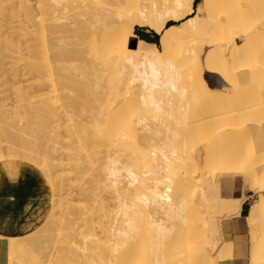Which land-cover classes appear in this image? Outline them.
Here are the masks:
<instances>
[{"label":"bare ground","instance_id":"1","mask_svg":"<svg viewBox=\"0 0 264 264\" xmlns=\"http://www.w3.org/2000/svg\"><path fill=\"white\" fill-rule=\"evenodd\" d=\"M11 1L23 17H9L12 23H28L20 29L29 33L30 62L22 49L27 64L16 57L23 38L18 46L11 37L5 41L12 55L17 51V64L23 62L19 68L31 63L24 89L36 99L30 114L43 127L44 134H35L44 142L29 141L27 126L29 140L18 135L23 128L17 134L0 126V170L15 176L29 166L37 182H49L54 191L42 194L37 185L21 200L37 226L43 223L47 244L32 230L35 238L28 231L26 242L10 238L18 247L25 242L19 249L46 245V264H61L64 249L83 264H218L232 256L233 245L222 239L218 216L237 214L242 204L222 192L220 177L227 176L228 185L241 180L259 194L248 216L250 263L264 264V1L246 4L245 27L240 6L224 0L197 6L194 0ZM0 8L6 20L8 8ZM136 25L159 34V42L138 37L133 45ZM20 31L19 38L27 33ZM181 41L195 48L176 51ZM20 70H1L0 76L9 83ZM206 73L219 76L224 89L211 87ZM15 99L19 110L24 100ZM6 106L1 100L0 111ZM199 109L207 114L193 119ZM28 236L40 240L33 244ZM64 240L68 246L57 248ZM12 249L18 263L9 252V264H29L32 252L21 258L24 253ZM147 253L151 263L144 262Z\"/></svg>","mask_w":264,"mask_h":264},{"label":"rangeland","instance_id":"2","mask_svg":"<svg viewBox=\"0 0 264 264\" xmlns=\"http://www.w3.org/2000/svg\"><path fill=\"white\" fill-rule=\"evenodd\" d=\"M226 3H228V5H230V7L231 8H235V7H239L240 6V9H241V13H243V17H242V27H245V26H247V22H246V18L244 17L245 16V13H246V4H248V3H250V0H224ZM264 1V0H263ZM2 2L3 1H0V6L1 5H6L7 6V8H8V11H9V14H8V17L6 18V20H4V19H2L3 17L1 16L2 15V13H0L1 15V17H0V19H2L0 22V50H1V52H0V54H1V56H0V71L2 70V71H4V70H7L6 72H9V71H13V68L15 69V68H17L18 70L19 69H21L20 70V72H22V75H21V77H18L17 79H15V80H13V78L10 80L11 82H13L14 84H12L10 81H9V83H8V81H5V83H4V80H2L3 78H2V76H0V102H1V100H2V102H4V103H6L7 104V106H6V110L5 111H7V114H6V112L5 111H3V112H5L4 113V116H5V114H6V117H9V118H6V117H4L3 116V112L2 111H0V115L2 114V116H0V121L2 122H0V126H1V128L3 129V126H4V128L7 130L8 129V131H11V132H13V131H15V133H17L18 134V132H19V130H20V132H21V129L23 130L22 131V133H19L18 135L21 137L22 135V137L23 138H25V140H29V138H26L27 136H29L30 137V139L31 140H29V141H33L34 143V145H36V142L38 141V139H36V136H37V134L39 133V134H44V131H42L43 130V127H41V125H40V122L39 121H37L38 120V118H37V116H36V113L33 115V114H30V113H32V112H34L33 111V109H31L30 107H29V105L30 104H32L33 102H35V98L33 97V95H32V93L30 92V91H27L26 92V90H27V88H29L28 86H29V82H25V81H27V79H28V81H31L30 79H31V76L29 77V75H28V73L29 72H27L28 71V69L27 68H29V70H30V65H31V63L29 64V62H30V59H32V56L30 55V53L28 52L29 50H30V48H29V46L27 45V44H25V42L27 41L26 39H28L27 38V36L29 35V33H28V30H27V28L24 30V29H20V28H25V27H21V26H23L24 24L25 25H27V27H28V23H26V22H24V24L22 23V25H20L21 24V22H20V27L18 28V24H17V22H16V18L18 17H20L19 19H21V18H23L22 16H17L18 15V13H17V11L15 12V9H13V8H10L11 6H9L10 4H12V1H11V3H10V0L9 1H4L3 3L4 4H2ZM200 2V0H198V3ZM197 3V4H198ZM202 3H203V0H202ZM14 4V3H13ZM196 4V5H197ZM9 6V7H8ZM13 7V6H12ZM17 8V6H14V8ZM0 10H1V8H0ZM14 11V12H13ZM16 14V15H15ZM12 16H15V17H12ZM9 17H11L12 19L13 18H15L14 20L15 21H13V22H16V23H12V19H10ZM17 18V19H18ZM10 19V20H9ZM8 21H9V23H8ZM19 22V21H18ZM14 25L15 24V26H17V27H15V26H13L12 24ZM174 23H178V22H174ZM11 26H12V29H11ZM136 26H138V25H136ZM136 26H135V28H134V34L131 36V38H130V40H131V43L133 44V40H135V39H138V36H137V34H136ZM14 27L15 28H18L17 30H21V31H27V33L25 32L24 34H22V36L23 37H20L19 38V35L18 34H20L19 33V31H18V33L16 32V29H14ZM140 28H142L141 26H140ZM146 28V27H145ZM4 29V30H3ZM7 29V30H6ZM9 29H11V30H9ZM28 29H29V27H28ZM9 32L8 33V35H9V37H8V35L6 36V38H5V34H7V33H5V32ZM15 31V32H14ZM20 31V32H21ZM4 32V33H3ZM14 32V33H13ZM1 33H3V34H1ZM14 34H15V36H17L18 35V37H14ZM25 34H26V38H25ZM2 35H3V37H2ZM11 37V38H10ZM8 38H10V39H12L13 41L15 40V45H17V44H19V41H21V38H23V42L21 43L22 45H24V47L26 48L27 47V51H26V49H24V47L20 44V48H17L16 47V50L18 51V55H16V57H21V58H23V62H26V64H27V61H24V59H26L27 57H30V58H28V59H26V60H28L29 62H28V65L26 66V64L24 65V67H23V69L22 68H19L20 66L22 67V64H23V62L21 61L20 63H22L20 66L18 65L19 63V60H21L20 58H19V60H18V62L16 61V58H15V53L17 52V51H15L14 52V55H12V51L14 50V49H12V48H10V43L8 42V41H5V39H8ZM14 38V39H13ZM9 39V40H10ZM18 39V40H17ZM24 39H25V42H24ZM16 41H18V43L16 42ZM238 41H241V39L239 40L238 39ZM10 42H12L11 40H10ZM181 42H183V41H181ZM26 43H28L29 44V40H28V42H26ZM179 44H180V42H179ZM1 45H4V46H6V47H4L3 48V46L1 47ZM14 45V44H13ZM13 45H12V47H13ZM18 46V45H17ZM181 46L182 47H179L176 51H182V49H183V47L185 48V47H187V46H192V47H194L195 48V45H194V43H188V41H184L183 42V45L181 44ZM22 47V48H21ZM29 48V49H28ZM4 49V50H3ZM7 49V50H6ZM19 49L21 50L22 49V51H23V53L26 55V58H25V56H23L24 54H21V51H19ZM197 49V48H196ZM6 50V51H5ZM25 50V51H24ZM3 52V53H2ZM26 52H27V54H26ZM9 53H11V56L13 57V58H9ZM176 53V52H175ZM17 54V53H16ZM20 55V56H19ZM23 57H22V56ZM3 56V58H1ZM10 56V57H11ZM6 57H8V59L6 58ZM168 56H163L162 58L163 59H166ZM203 57H204V52L202 53V59H203ZM7 61L8 60V63L5 61V60ZM12 60V62H10ZM175 62L177 61H179V60H174ZM5 62V63H4ZM180 62V61H179ZM178 62V63H179ZM11 63V64H10ZM18 63V64H17ZM177 63V64H178ZM7 64H10L9 65V67H10V69L11 70H9L8 68V65ZM5 65H7V67L5 66ZM29 66V67H28ZM2 67V68H1ZM4 67V68H3ZM7 68V69H6ZM181 69V68H180ZM9 70V71H8ZM24 70L26 71V72H24ZM2 71L0 72V73H2ZM24 73V74H23ZM27 74V75H26ZM24 75V76H23ZM181 76H182V73L180 74ZM26 76H27V79H25L26 78ZM205 77H206V79L208 80V82L210 83V85H211V87H213L214 89H216V90H221V89H224L223 87H225V83L223 82V80H221V78L219 77V76H217V75H214V74H209V73H206V75H205ZM245 75H242V78L243 79H245ZM19 78H21V82H20V79ZM25 80H24V79ZM181 78H184L185 79V77H184V75L181 77ZM184 79H182L183 81H184ZM24 80V81H23ZM181 80V79H180ZM181 80V83L180 84H182L183 83V81ZM19 81V82H18ZM18 83V84H23L24 82L26 83V85L25 84H23L22 86H21V90H23V92L22 93H20L21 92V90H20V86H18L17 84H15V83ZM180 82V81H179ZM4 84H5V86H6V88L4 87ZM8 84V85H7ZM13 85V86H12ZM14 86H16V88L14 87ZM26 86V87H25ZM1 87H4V89L3 88H1ZM12 87H14V88H12ZM24 87L26 88V90L24 89ZM18 88H19V90H20V92H19V90H18ZM6 89V90H5ZM11 90H13V91H11ZM29 90V89H28ZM8 91V92H7ZM11 91V92H10ZM13 92H18V93H16V95L18 96V97H16L15 95H13V94H15V93H13ZM28 92H30V95L28 94ZM5 93V94H4ZM10 94V95H8V94ZM13 93V94H12ZM19 93H20V95H19ZM26 93L28 94V95H26ZM23 94V95H22ZM25 94V95H24ZM4 95V96H3ZM6 96H7V98H6ZM30 96V97H29ZM33 98H32V97ZM13 98V100H12V98ZM20 97V99H19V101L20 100H24V103L23 104H19L18 106H19V110L18 109H16V108H18V107H16L15 106V98H19ZM24 97V98H23ZM26 98V99H25ZM15 99V100H14ZM29 99V102L27 101ZM33 101V102H32ZM21 102V101H20ZM23 102V101H22ZM25 102H26V105H25V107H24V104H25ZM13 103V104H12ZM17 103H19V102H17ZM28 103V104H27ZM20 105H21V107H20ZM28 105V109H26V106ZM15 107V109H14V107ZM26 109V111H25V109ZM23 109V110H22ZM30 109V110H29ZM22 113H21V112ZM27 111H29L28 112V115H27ZM30 111H32V112H30ZM199 112H197L198 113V115H196L197 113L194 111V112H192L191 114L192 115H196V116H194L193 117V119H199V115H201V116H203V115H206L207 113H205V112H203V111H201V109H199L198 110ZM24 112V113H23ZM17 114V115H16ZM19 114H20V116H19ZM190 114V115H191ZM203 114V115H202ZM27 115V116H26ZM30 115H32V116H30ZM29 116V117H28ZM33 116H35V117H33ZM199 116V117H198ZM19 117V118H18ZM23 117V119H21L20 120V118H22ZM4 118H5V120H6V122H5V120H4ZM28 118V119H27ZM31 118H32V120H31ZM34 119L36 120V122H34V124H32L33 122L32 121H34ZM4 120V121H3ZM8 120V121H7ZM9 120H11V122H12V124L10 123V121ZM23 120L25 121L24 123H23ZM17 121V122H16ZM20 121H21V123H20ZM4 122V123H3ZM7 122H8V124H7ZM31 122V123H30ZM37 122H38V124L39 125H37V131H35V123L37 124ZM27 123L29 124V126L27 125ZM10 124L13 126H11L12 128L10 129L9 127H10ZM14 124V125H13ZM17 124H19V125H17ZM30 124H31V126H30ZM8 125V126H7ZM5 126H7V127H5ZM19 126V128H17ZM22 126V127H21ZM27 126V129H26V132H29L27 135H26V137H24L25 136V133L23 134V132L25 131V127ZM32 128H35V129H33V133L34 134H32L31 132H32ZM40 128H42V129H40ZM30 129V130H29ZM39 129L41 130V131H39ZM18 131V132H17ZM14 133V132H13ZM35 133H37V134H35ZM17 134L15 135V136H17ZM21 134V135H20ZM35 135V136H34ZM18 136V137H19ZM0 137L2 138L3 137V135L2 134H0ZM35 137V138H34ZM0 138V139H1ZM34 138V139H33ZM43 140V139H42ZM28 141V142H29ZM44 141H41V140H39L37 143H39V145L40 146H42V144L41 143H43ZM10 145H11V143H9ZM224 177H226V176H221L220 177V179H222V178H224ZM46 185H47V188H48V191H50V192H52V194H53V189H52V187H51V185H50V183L49 182H47L46 183ZM240 186H242L243 187V184L240 182V184H237V185H235L234 186V188H236V187H238L239 189H240ZM233 190V188L231 189V188H229V187H226V188H224V192L227 194L228 192H231ZM29 195L31 196V192L29 193ZM28 195V196H29ZM23 207L21 206V209H22ZM22 211V214H21V218H20V221L18 222V231H20L19 233L21 234H17V236L15 235L14 237H16L15 239H19L20 238V240H21V238H24V237H22L23 235L24 236H27L28 234L29 235H33V233H34V231H32V230H40L39 231V233L36 231V233L38 234L37 236H39L40 237V239L42 240H40L39 238H37V239H39L40 240V242H41V244L42 245H44V244H47L46 243V237H44L45 235L43 234L42 235V232H43V223H42V221H41V223H42V225H41V223H40V225L41 226H37V225H39V223L37 224L36 222H34L33 224H26L27 222H28V220H27V218H30V221H36V220H34V219H36V217H31V215L28 213L27 214V211H25L24 209H22L21 210ZM24 211V212H23ZM25 214H27V216L25 215ZM29 215V216H28ZM23 216H25V218H22ZM218 217H220V219L222 218V216H218ZM24 219H26V220H24ZM27 221V222H26ZM38 221H40V220H38ZM30 223V222H29ZM30 225H34L33 227L32 226H30ZM26 226H28V228H26ZM31 227V228H30ZM33 228V229H32ZM36 228V229H35ZM38 228V229H37ZM30 229H31V231H30ZM28 231H29V233H28ZM41 232V233H40ZM217 232V229L214 231V233H216ZM24 233H26V234H24ZM28 233V234H27ZM36 233H34V234H36ZM40 234V235H39ZM20 237H19V236ZM14 237H10V238H13V240H14ZM17 237H19V238H17ZM31 237H34L35 238V236L33 235V236H31ZM44 237V238H43ZM217 237V236H216ZM9 238V242H11L10 244L12 245L13 243H14V245H16V243L12 240V239H10ZM28 238H30V236H28ZM25 239V242H26V240H27V237H25L24 238ZM30 239H32V241H33V238H30ZM37 239H35L34 241H36ZM13 241V242H12ZM24 241V240H23ZM31 240H30V242H32ZM34 241H33V244H34ZM43 241H44V243H43ZM18 242V241H17ZM20 242H22V240L20 241ZM24 242V243H25ZM27 242H29V241H27ZM30 242L27 244V246H29V248H30V245L32 244H30ZM37 242V241H36ZM24 243H20L21 244V246L19 245V247L17 246V248L15 249V247H12L11 245H10V248H9V250H11L12 248H14L15 249V251H18L19 252V254L21 253L22 254V252L24 253V255H26V256H24V255H22V257L21 258H26V257H28L27 256V253L25 252V251H27V249L25 250V251H22L21 249L23 248V246H22V244L23 245H25ZM39 243V242H38ZM37 243V244H38ZM59 245L57 246V248L58 247H60V249H64V248H66L67 246H68V241L67 240H64V241H59V243H58ZM32 246H34V245H31V247ZM36 246V245H35ZM35 246L34 247H32V248H35ZM39 246H41V245H39ZM39 246H37V248L36 249H32V250H30V249H28V254H31V252H32V254H34V255H32L31 254V260L34 262H31V260H30V257L29 258H26L27 259V261H28V263L29 264H42V262H43V264H46V259H47V252H44V250L43 249H46L47 248V246L45 247V246H42L41 247V250H43V251H39ZM25 247L26 246H24V249H25ZM43 247H45V248H43ZM19 248H21V249H19ZM43 248V249H42ZM13 250V249H12ZM19 250H21V251H19ZM30 250V251H29ZM35 250V251H34ZM36 250H38L39 251V254L41 253L42 254V252L43 253H45V254H42L43 256H41L42 258H40L39 257V255H38V251H36ZM47 250V249H46ZM168 250L169 249H166V251H167V253H168ZM14 251V250H13ZM10 252V251H9ZM17 252V253H18ZM35 252H37V253H35ZM11 253V255H12V258H14V260H16V258H15V252H10ZM58 253V255H60V254H62V260H61V264H73V262H71V261H74V263H76V264H81L82 263V261H84L83 259H81L79 256H78V254H75V253H70V252H67V250L66 249H64L62 252H60V254H59V252H57ZM11 255H9L10 256V258H11ZM36 255H37V257H36ZM17 256V255H16ZM19 256V255H18ZM21 256V255H20ZM19 256V257H20ZM74 256V257H73ZM76 256V257H75ZM147 257V258H146ZM145 258L146 259H144V262H149V263H151L152 262V260H153V254L151 253V254H148L147 253V256H146ZM11 258V259H12ZM18 258V257H17ZM20 258V259H21ZM11 259H9L10 261H11ZM19 259V258H18ZM40 259V260H42V259H44V260H42V261H39V263H38V260ZM67 259V260H66ZM71 259V261L70 262H68L69 260ZM75 259V260H74ZM79 259H80V261H81V263H80V261H79ZM14 260H12V261H14ZM22 260V259H21ZM20 260V261H21ZM37 260V261H36ZM66 260V261H65ZM76 260L78 261V262H76ZM17 262H15V263H18V260H16ZM20 261H19V263H20ZM30 261V262H29ZM45 261V262H44ZM25 261H22V264H25L24 263ZM66 262V263H65ZM143 262V263H144ZM13 264H14V262H12ZM11 263V264H12ZM8 264H9V262H8ZM21 264V263H20ZM83 264V263H82ZM148 264V263H147ZM202 264H211L210 263V261L209 260H206V261H204Z\"/></svg>","mask_w":264,"mask_h":264},{"label":"crops","instance_id":"3","mask_svg":"<svg viewBox=\"0 0 264 264\" xmlns=\"http://www.w3.org/2000/svg\"><path fill=\"white\" fill-rule=\"evenodd\" d=\"M197 3L198 0H194V6L201 5L202 1L200 0ZM148 29L147 27L140 28L138 31L139 35L137 34V36L140 37L141 35L146 41L156 42L155 35L157 33ZM23 175L25 184L20 186V178ZM226 177L221 179L222 192L226 186L231 189L233 188L227 194L233 198L242 199V204H240V212L221 218L222 239L224 241L226 240V242H232L233 245L232 256L225 260H219L218 264H251L253 239L252 232H250L251 225L248 216L252 205L258 200L259 194L251 190H246L242 186H240V189L238 187L234 188L235 185L240 184L241 180L240 182L233 183L231 186L228 185ZM37 185L42 194L49 193L45 182H37L36 172L29 166H21L15 176H11L8 172L0 170V264H8L9 238L19 233L18 222L21 218V200L27 198L29 193ZM223 193L226 194L225 192ZM29 222L33 224L35 221L29 220L28 224Z\"/></svg>","mask_w":264,"mask_h":264},{"label":"trees","instance_id":"4","mask_svg":"<svg viewBox=\"0 0 264 264\" xmlns=\"http://www.w3.org/2000/svg\"><path fill=\"white\" fill-rule=\"evenodd\" d=\"M171 23L172 22H169V24H171ZM139 30H140V26H136V34H138V35H139V33H138ZM140 37L145 40V38L142 37L141 35H140ZM155 39H156V42H159V35L158 34L155 35Z\"/></svg>","mask_w":264,"mask_h":264},{"label":"water","instance_id":"5","mask_svg":"<svg viewBox=\"0 0 264 264\" xmlns=\"http://www.w3.org/2000/svg\"><path fill=\"white\" fill-rule=\"evenodd\" d=\"M137 39L133 40V45L136 43Z\"/></svg>","mask_w":264,"mask_h":264}]
</instances>
